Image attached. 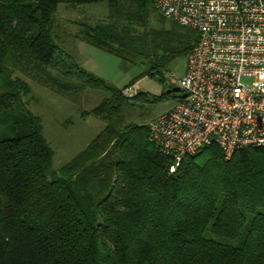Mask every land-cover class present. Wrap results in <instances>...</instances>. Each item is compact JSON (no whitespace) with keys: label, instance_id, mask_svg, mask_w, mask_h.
Segmentation results:
<instances>
[{"label":"trees","instance_id":"obj_1","mask_svg":"<svg viewBox=\"0 0 264 264\" xmlns=\"http://www.w3.org/2000/svg\"><path fill=\"white\" fill-rule=\"evenodd\" d=\"M99 2L108 15L80 24L78 36L123 68H141L124 87L83 69L53 33L60 4ZM153 7L0 0V264H264V147L226 159L210 145L176 164L149 141L148 123L126 121L128 106L167 94L123 89L143 77L165 84L164 71L198 40L171 20L169 29L150 27ZM27 78L71 99L87 89L106 94L84 112L103 129L58 171L25 100ZM183 96L178 87L176 101Z\"/></svg>","mask_w":264,"mask_h":264},{"label":"built area","instance_id":"obj_2","mask_svg":"<svg viewBox=\"0 0 264 264\" xmlns=\"http://www.w3.org/2000/svg\"><path fill=\"white\" fill-rule=\"evenodd\" d=\"M198 40L176 79L183 98L149 124V141L176 164L216 145L226 159L264 147V0H153ZM132 87L123 93L132 96ZM174 170V167H171Z\"/></svg>","mask_w":264,"mask_h":264},{"label":"rangeland","instance_id":"obj_3","mask_svg":"<svg viewBox=\"0 0 264 264\" xmlns=\"http://www.w3.org/2000/svg\"><path fill=\"white\" fill-rule=\"evenodd\" d=\"M153 8L149 26L169 29L173 22L164 19L155 7ZM108 11L106 2L60 4L54 18L53 33L61 48L74 57L83 69L117 87H124L139 75L141 68L138 66L123 68L116 56L90 46L78 36L80 24H95L103 20ZM187 57L188 54L185 57H176L174 63L164 71L165 84L143 77L136 82V86H130L133 93L144 91L157 96L164 92L167 98L159 103L137 101L135 106H128L125 109L127 122L150 124L160 114L172 108L176 103L174 95L178 91L176 79L183 72ZM27 80L31 86V93L25 100L30 110L41 119L44 136L54 151L52 169L58 171L73 156L88 147L92 139L103 129L104 122L100 117L94 114L86 116L84 112H90L106 94L99 89H87L77 99H71L31 78Z\"/></svg>","mask_w":264,"mask_h":264},{"label":"crops","instance_id":"obj_4","mask_svg":"<svg viewBox=\"0 0 264 264\" xmlns=\"http://www.w3.org/2000/svg\"><path fill=\"white\" fill-rule=\"evenodd\" d=\"M137 84V83H136ZM136 84H135V86H136Z\"/></svg>","mask_w":264,"mask_h":264}]
</instances>
